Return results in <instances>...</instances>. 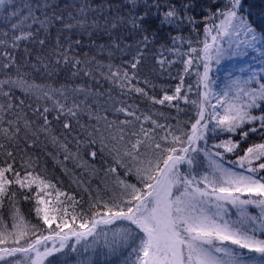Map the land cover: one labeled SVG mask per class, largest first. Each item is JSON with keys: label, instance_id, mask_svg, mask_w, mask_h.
Masks as SVG:
<instances>
[{"label": "snow or ice", "instance_id": "obj_1", "mask_svg": "<svg viewBox=\"0 0 264 264\" xmlns=\"http://www.w3.org/2000/svg\"><path fill=\"white\" fill-rule=\"evenodd\" d=\"M218 3L213 0L215 11L209 8L203 17L201 48L180 35L169 38L171 47L160 43L153 48L157 33L147 25L152 9L160 27L179 31L181 25H188L196 31L199 21L190 14L191 0L179 6L171 0L166 4L153 0L142 10L139 0H128V12L106 20L105 28L123 25L139 33L140 39L123 49L110 44L109 48L134 54L121 65H102L94 58L81 60L72 54L80 40L69 36L61 43L60 33L92 35L89 30L100 27L95 18H88L98 10L86 2L70 5L75 13L57 11L47 0L21 8L11 5L9 12V0H0V12L9 21L7 30L0 33V45L12 50L23 47L25 53L18 63L16 56L5 51L2 55L8 62L0 65L9 72L15 69V76L0 79V264H53L48 258L56 253L65 257L89 250L96 253L101 244L106 255L130 248L122 264H264V75L251 65L246 77L229 73L222 84L210 75L212 65H219L225 56H247L251 49L264 58V23L249 20L243 0ZM53 28L58 33L49 53L54 60L45 63L47 56H37L36 64L45 70L63 64L71 67L73 77L83 72L95 80L89 68L94 63L97 69H106L103 79L119 88L121 95L140 94L153 107L175 109L177 116L141 109L114 98L110 91L101 93L85 84L54 88L31 81L22 71L36 68L28 59L32 49L27 45H38L42 51ZM185 44L187 50L182 52ZM149 51L159 52L160 58L153 55L152 59L161 72L165 65L176 63L165 52L180 58L183 74L175 77L179 83L171 95L164 86L159 98L137 86ZM192 68L199 100H189L193 85L184 83ZM142 82L156 88L148 79ZM253 83L257 86L252 87ZM16 90L32 102L18 98ZM181 102L195 108L194 122L178 118L181 113L187 115ZM121 114L124 119H119ZM81 117L95 123L83 124ZM54 124L61 125L62 135H56ZM73 125L78 128L74 130ZM253 134L261 142L242 148ZM41 136L63 155L57 163L65 173L73 175L66 167L71 162L88 177L85 181L73 175V184L84 195L77 198L61 191L57 185L63 182L41 169L39 157L27 154V148L38 147ZM21 144L25 154L17 158L13 149ZM229 154L235 159L227 160ZM18 193L33 203L32 211L47 235L26 220L17 206ZM80 264L93 262L86 259Z\"/></svg>", "mask_w": 264, "mask_h": 264}, {"label": "trees", "instance_id": "obj_2", "mask_svg": "<svg viewBox=\"0 0 264 264\" xmlns=\"http://www.w3.org/2000/svg\"><path fill=\"white\" fill-rule=\"evenodd\" d=\"M43 2H45V0H9L10 7L8 8V11L10 12L13 10L11 5H15L16 8H21L25 4L35 5L36 3ZM47 2L55 5L57 11L64 10L66 13L68 11H72L73 13H75V9L70 5L75 3L78 6L83 2H86L93 10H98L90 12L88 16L89 20L95 18L100 25L99 28L89 30L92 32V35H88L87 33L82 32H64L59 34L61 36L62 44L65 43V38L69 36L71 37L72 41L80 40V45H74L72 52L73 55H78L79 59H88L91 61L94 58L95 61L99 62L102 65H106L109 63L114 65H121L123 61H127L130 58L131 54H134L131 53V50H125V53H121L115 48H109L108 46L113 43L119 44L121 49L124 48L125 44L134 46L135 41L140 39L139 33H134L130 30L129 27H125L123 25H117L115 29H113L110 25L107 27V29L105 28L106 20L113 19L117 14L124 15L128 12V0H47ZM159 2L161 4H166L169 2V0H159ZM171 2L176 3L177 6H179V4L183 2V0H171ZM223 2L224 0H219L217 6H222ZM145 3L152 4L153 0H139L141 10L143 9ZM191 3L193 4V9L190 11V14L194 15L197 21H199V23L196 25V31H193L192 27L188 25H181L179 31L171 27H160L158 24V19L154 15L155 9H152L153 15L149 17L147 25L151 26L152 30L157 33L158 42L153 45V48H158L160 43L166 44L171 47L169 38L176 35L184 37L186 41L190 39L193 42V47L201 48L203 46L202 43H199L205 39L203 17L207 15V9L211 8L212 11H215V7H213V0H191ZM243 7L245 15H247L249 20L252 21L255 25L264 23V0H243ZM4 15L5 14L3 12H0V33L6 31V26L9 24V21H6L4 19ZM57 35L58 33L56 29L53 28L48 37L47 47H45L42 51L38 45L28 43L27 46L32 49V55L28 57V59L31 61V64H36L37 56H47L48 59L45 60V63H48L49 60H54V58L51 57L49 53L50 49L55 45V38ZM239 39L243 40L244 37L241 36L239 37ZM101 45H103L104 47L101 48ZM186 50L187 45L185 44V46L181 48V51L183 52ZM5 51H10L12 55L16 56L18 63H21L22 59L25 57L23 47L18 50H12L10 47L5 48L3 45H0V65L8 62L2 55V53ZM109 53H111V55H109ZM153 55H155L157 59L160 58L159 52L149 51L145 54L146 59L142 62L144 66L141 68V71L138 74L141 82L137 86L145 88V90L148 91L149 95H155L158 98L162 95L161 86H164L165 89H168V94L171 95V89H173L174 86L179 83V80L175 79V77H177L178 74H183V64L180 62V58H176L165 52L164 55L168 59L176 60V63H174L170 67L165 65L164 70L161 72L159 65H157L155 60L152 59ZM242 57L246 58V60H248L247 62H249L250 65L252 63V65L254 66L253 69L257 71L258 75H264V71H262L264 70V58H261L259 51H252L251 49H249V55ZM183 59H186V57H184ZM241 64L242 63H240L238 56H225V58L221 60L219 65H212V72L210 73V75H212L213 78H218L217 83L222 84L229 73L232 74V77H239V73L238 71H236L238 68H236V66H240ZM81 68H83V65H81ZM89 68L93 71L95 80L84 76L83 72H81L79 76L73 77L71 75V67H65L63 64L55 67V70H53L51 66L48 70H45L41 65L36 64L35 70H33L31 66H29L23 68L22 71L27 72L29 74L30 80L34 81L37 84L50 85L54 88H59L64 84L71 86L85 84L93 88L94 90H98L101 93H108L110 91L111 95L114 98L124 100L128 104H137L141 109L146 110L151 108L153 111H161L166 115H171L172 117L177 116L175 109H169L163 106L153 107V105L140 94L130 93L121 95L119 88L103 79L101 73L106 72L105 68L97 69L94 63L90 64ZM199 70L202 72L203 68L201 67ZM129 72L131 73V69H129ZM189 73V75L184 76L185 86L189 84L193 85L192 91L187 93L188 98L189 100H199V96L197 95L198 90L196 88L195 68L189 69ZM6 74L15 76V69H12L9 72L8 70L0 67V79H3ZM249 74V72H245L243 74V77H246ZM144 79H148L150 81V85H155L156 88L152 90L150 86H146L142 82ZM251 86L256 87L257 85L253 83ZM16 96L20 99H24L26 103L32 102L31 98L25 97L19 90H16ZM101 103H103V100L101 101ZM116 106L119 107L120 105L117 104ZM109 107H111V104H109ZM180 108L184 109L187 115L181 113L178 118L181 121L194 122L195 108H193L191 105H186L183 102L180 103ZM26 111L28 110L26 109ZM109 118L114 119L116 117L110 116ZM49 119L51 120L52 117L50 116ZM119 119H124V116L121 114L119 116ZM161 122L163 123L164 121ZM169 122L175 123V120ZM81 123L94 124L95 122L87 120L86 117H81ZM53 127L55 129L56 135H62L60 124H54ZM73 127L74 130L78 128L77 125H73ZM74 134L79 133L74 131ZM220 138L224 139L226 137L222 136ZM233 138L237 139L238 136ZM68 139L71 140L72 137L69 136ZM252 142H261L258 134L250 135L248 143L242 144L241 147L246 148L248 144ZM210 143H212V141H210ZM13 151L17 152V158H19L20 155L25 154L24 146L22 144L20 147L13 149ZM48 153H51V156H49ZM27 154L39 157L41 169L46 170L47 174L50 177H56L63 182L62 186L59 184L57 185L61 188V191L67 192L69 194H74L77 196V198H79L81 195H84L81 189H78L73 184V175L85 181L88 180V177L81 175V170L75 168L71 162H68L66 164V167L73 175L65 173L61 165L57 163V160H63V155L59 154L57 148L51 145L44 138V136L40 137V142L37 148H27ZM53 157H55L56 159H53ZM226 159L231 161L235 159V156L229 154ZM96 163L97 167H99V162L97 161ZM53 182L55 183V180H53ZM132 182L135 181L132 180ZM92 184H96V179L92 180ZM84 198L87 199L86 195ZM61 199H63V197H61ZM17 200L19 201V204L17 206L20 208L26 220L30 221L33 225H37L40 232L44 235H47L48 233L45 231L42 222L36 218L35 213L32 211L33 203L30 201L22 200L19 193L17 194ZM69 211L71 212L70 207ZM3 215L5 220L7 221V205H5ZM53 227H55V225H53ZM49 245H51V242H49ZM20 246H24V243L21 242ZM65 251H67V249ZM128 251H130V248H126L123 253L111 254V257L109 258L110 260L105 261L104 259H106L107 255L105 254L106 250L103 248L101 257L100 255H92L94 257L93 264H122ZM77 254L79 253H69L67 257L64 256L63 258H61V254L56 253L53 257H49L48 259L52 260L53 264H65V261L66 264H80L81 261L86 259L88 260V258H86L89 256L87 255L88 253H83L86 256L83 255L82 257H79Z\"/></svg>", "mask_w": 264, "mask_h": 264}, {"label": "rangeland", "instance_id": "obj_3", "mask_svg": "<svg viewBox=\"0 0 264 264\" xmlns=\"http://www.w3.org/2000/svg\"><path fill=\"white\" fill-rule=\"evenodd\" d=\"M238 58H239V60H240V63H242L240 66H236V68H238L236 71H238V73H239V77H243V74L245 73V72H249V70H248V65H250V63L249 62H247L248 60H246V58H243L242 56H238ZM243 61V62H242ZM251 66H252V68L254 67L253 65H252V63H251ZM242 69H243V71H242ZM250 73V72H249ZM213 103H215V101L213 100L212 101ZM88 253V254H87ZM87 253H85V254H87V255H89L88 257H86V258H88V260H91L92 262L94 261L93 259H94V257L92 256V255H94V256H99L100 255V257H101V255H102V253H103V246H102V244L101 245H98L97 246V249H96V253H93V251L92 250H89V252H87ZM85 254H83L82 252H80L79 254H77L79 257L81 256H83V255H85ZM91 254V255H90ZM86 256V255H85ZM64 256L63 255H61V258H63ZM111 257V254L110 255H107L106 256V259H104L105 261H107V260H110L109 258ZM102 260V259H101Z\"/></svg>", "mask_w": 264, "mask_h": 264}]
</instances>
